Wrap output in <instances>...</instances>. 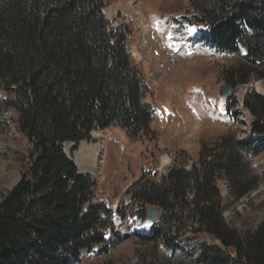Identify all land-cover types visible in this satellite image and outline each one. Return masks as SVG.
Returning a JSON list of instances; mask_svg holds the SVG:
<instances>
[{
  "label": "trees",
  "instance_id": "1",
  "mask_svg": "<svg viewBox=\"0 0 264 264\" xmlns=\"http://www.w3.org/2000/svg\"><path fill=\"white\" fill-rule=\"evenodd\" d=\"M106 1L0 0V111L18 112L31 144L28 171L0 201V264H82L83 254L107 253L110 234L119 236L114 213L125 217L124 210L97 199L95 179L65 150L66 142L73 152L113 125L136 137L154 119L149 87L128 48L132 30L114 25ZM188 10L204 45L235 56L229 82L264 78V0H190ZM227 100L233 112L235 102ZM243 107L252 116L249 136L226 134L203 146L201 162L190 168L173 165L160 181L146 173L133 183L138 213L146 216L147 204L162 213L138 234L152 251L122 264H264V220L245 234L230 226L218 186L226 178L239 200L263 181L251 157L261 150L254 140H264V94L247 93ZM184 229L195 239V259L173 254L191 246Z\"/></svg>",
  "mask_w": 264,
  "mask_h": 264
},
{
  "label": "rangeland",
  "instance_id": "2",
  "mask_svg": "<svg viewBox=\"0 0 264 264\" xmlns=\"http://www.w3.org/2000/svg\"><path fill=\"white\" fill-rule=\"evenodd\" d=\"M189 7L190 0L106 1L104 12L114 25L132 30L128 48L143 72L149 87L145 101L153 104L155 113L148 131L136 137L123 127L113 125L94 131V139L81 141L73 152L74 143H65V150L80 170L95 179L97 199L107 202L114 211L125 212V217L116 216L119 236L110 234V251L83 254L82 264L109 259L117 264L135 262L140 253L152 251L151 244L138 237L139 233L147 234L151 230V221L147 215L138 213L139 206L131 198L130 189L136 180L147 173L148 179L160 181L173 165L190 168L193 163L201 162L203 146L212 147L222 136L232 133L246 138L250 135L252 116L243 107V99L252 91L264 94V78L251 76L249 81L236 86L229 82L225 74L236 63L235 56L216 52L200 41V27H197L200 25L188 19L195 13L189 12ZM224 85L233 86L227 98L235 102L231 115L226 112L228 100L220 92ZM4 95L6 92L0 89V96ZM254 141L261 150L251 157L252 169L263 174L261 185L236 200L230 193L228 180H218L224 215L229 225L242 234L256 230L264 220V140ZM30 150V141L18 126V112L11 107L2 109L0 201L28 171ZM94 153L96 160H93ZM183 232L184 241L189 242L185 244L191 246L177 248L173 254L195 259L196 253L192 256L189 250L195 239H189L192 234L189 229ZM200 238L213 241L208 234H201ZM159 252L171 254L163 246Z\"/></svg>",
  "mask_w": 264,
  "mask_h": 264
},
{
  "label": "water",
  "instance_id": "3",
  "mask_svg": "<svg viewBox=\"0 0 264 264\" xmlns=\"http://www.w3.org/2000/svg\"><path fill=\"white\" fill-rule=\"evenodd\" d=\"M232 90H233V86L224 85L222 86L220 92L222 96L230 97ZM147 210H148L147 216L152 222H157L160 219V216L162 213L161 207L153 205V204H148Z\"/></svg>",
  "mask_w": 264,
  "mask_h": 264
},
{
  "label": "bare ground",
  "instance_id": "4",
  "mask_svg": "<svg viewBox=\"0 0 264 264\" xmlns=\"http://www.w3.org/2000/svg\"><path fill=\"white\" fill-rule=\"evenodd\" d=\"M79 154H81V151H79ZM96 155H97V154L94 153V155H93V160H96ZM82 157L85 158L84 155H82ZM84 158H83V159H84ZM88 160H89V157L86 159V161H88Z\"/></svg>",
  "mask_w": 264,
  "mask_h": 264
}]
</instances>
